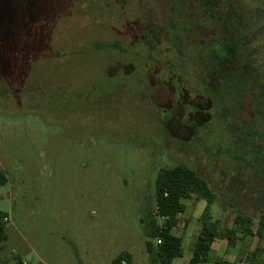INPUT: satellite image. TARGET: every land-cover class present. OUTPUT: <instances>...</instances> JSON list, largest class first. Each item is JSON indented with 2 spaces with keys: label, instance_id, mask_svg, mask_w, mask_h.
<instances>
[{
  "label": "rangeland",
  "instance_id": "rangeland-1",
  "mask_svg": "<svg viewBox=\"0 0 264 264\" xmlns=\"http://www.w3.org/2000/svg\"><path fill=\"white\" fill-rule=\"evenodd\" d=\"M238 1L261 13L253 61L207 90L189 70L179 78L192 87L161 86L156 73L168 80L170 68L139 53L138 36L171 20L173 0H0L3 259L114 264L128 252L131 264H151L140 220L155 208L159 170L184 164L216 194L218 231L238 232L233 246L216 239L205 264H264V0ZM185 204L175 264L190 262L206 207ZM240 215L252 235L235 226Z\"/></svg>",
  "mask_w": 264,
  "mask_h": 264
},
{
  "label": "trees",
  "instance_id": "trees-1",
  "mask_svg": "<svg viewBox=\"0 0 264 264\" xmlns=\"http://www.w3.org/2000/svg\"><path fill=\"white\" fill-rule=\"evenodd\" d=\"M239 3L238 0H173L171 20L165 25H149L143 30L144 36L137 39L139 53L145 54L149 65L162 63L170 68L168 80L160 73H156L155 80L161 86L168 83L192 87L182 78L189 70L195 82L194 88L203 86L211 90L218 89L235 75L246 73L253 61L251 45L261 28V23L256 22L261 13L241 8ZM227 10L231 11L228 17ZM161 45L169 49L170 57L166 63L161 59ZM7 182V174L0 166V188ZM193 197L205 201L206 207L201 217L202 228L188 264L207 263L216 239L227 240L229 246L235 244L236 229L219 232L212 222L209 212L216 201V194L208 182L184 164L162 168L155 180V208L149 209L140 220L151 264H175L183 256V240L173 232L179 224V216L186 212L185 202ZM7 218L8 213L0 210V264H11L1 257L4 243L8 240ZM251 223L250 217L240 215L235 226H240L245 235H252ZM263 232L264 216L258 222L257 235L262 237ZM260 252L262 250L257 248L253 256ZM15 261V264H22L18 256ZM113 263L131 264V255L122 252ZM215 264L234 263L222 259Z\"/></svg>",
  "mask_w": 264,
  "mask_h": 264
},
{
  "label": "flooded vegetation",
  "instance_id": "flooded-vegetation-1",
  "mask_svg": "<svg viewBox=\"0 0 264 264\" xmlns=\"http://www.w3.org/2000/svg\"><path fill=\"white\" fill-rule=\"evenodd\" d=\"M227 11H228V12H227V13H228L227 17H228L231 11H230V10H227Z\"/></svg>",
  "mask_w": 264,
  "mask_h": 264
}]
</instances>
